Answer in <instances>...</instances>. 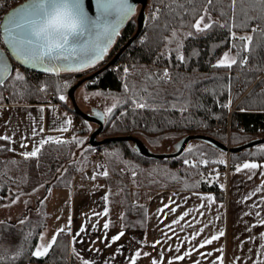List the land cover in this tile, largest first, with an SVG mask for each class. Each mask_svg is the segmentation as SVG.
<instances>
[{
	"label": "trees",
	"instance_id": "1",
	"mask_svg": "<svg viewBox=\"0 0 264 264\" xmlns=\"http://www.w3.org/2000/svg\"><path fill=\"white\" fill-rule=\"evenodd\" d=\"M10 1L12 0H0V16L2 12L6 13L10 9ZM23 1L25 0L14 6ZM206 6V0H164L163 3L161 0H148L145 24L139 36L123 51L115 64L84 82L90 90L117 93L120 96L117 107L104 116V126L99 134L101 138L133 135L141 138L148 148L149 144H156L167 136L177 137L178 141L187 134L195 133L207 134L222 142L229 138L234 142L232 145L264 136V95H261L264 93V83H261L264 81V47L260 46L264 43V5L259 0H237L233 19L231 0H216L209 12L211 21L217 23L203 33H197L189 25L199 15L204 14L203 9ZM137 10L119 30V35L109 46L104 59L87 73L107 62L134 33ZM244 22L248 25L245 28L233 26ZM225 23L228 27H223ZM252 28H257V32L253 33ZM189 31L193 35L187 36ZM233 31L237 36H253L250 51L241 52V55L248 56V62L239 64L237 56L238 64L231 68L214 67L225 52L236 56L238 49L232 45L238 42L230 39V32ZM173 32L176 33L175 37ZM178 44H182L179 53L176 51ZM0 46L4 47L2 41ZM180 54L185 56V61L177 59ZM125 68L129 69L127 73ZM24 69L13 62L11 75L5 85L0 86V103L52 101L72 117L69 136L64 140L71 141L76 136L83 139L84 143L50 142L41 148L37 157L26 159L14 151L2 150L11 148L9 141L0 140V205L9 203L18 194L28 193L44 184V193L38 199L39 204L33 207L36 211L31 214L33 208H27V212L30 209L31 212L27 213L24 224L9 219L0 220L5 221L4 228L0 230V264H68L69 238L65 232L57 237L56 244L47 256L37 258L31 252L34 251L39 234L49 217L46 195L52 187L70 186L78 173L80 162L83 161L79 160L80 152H90L93 148L87 141L91 132L90 122L87 121L88 124L85 125L86 120L72 110L66 96L67 88L61 92L56 91L57 83L63 84L67 81L71 85L83 74L61 72L56 75L37 72L32 77ZM165 69L169 73L167 80L163 78ZM17 72L24 76L23 81L15 80ZM94 79L96 83L90 84ZM126 84L127 91L124 87ZM41 88L46 90L39 91ZM61 94L66 96V101L59 100ZM140 97L150 106L137 108L135 103L140 102ZM231 98L235 106L229 112L223 105ZM74 120H79L80 125H74ZM194 141L196 144L193 145L192 153L186 151L189 141L184 151L171 158L145 156L135 149L131 141L112 140L98 148L103 150L108 167L114 175H122L121 168L124 167L126 172L123 176L132 177L139 187L157 190H203L211 192L217 202H224L225 192L217 181H209L202 178V175L213 171L211 169L215 166L224 169V164L212 161L223 158L221 153L224 154L225 151L202 140ZM261 145L228 153L229 171H234L236 165L246 161L264 160V153L257 152ZM248 153L257 154L249 156ZM201 158L208 159L210 163L200 164L195 168L183 163L184 159L199 161ZM18 159L20 167L14 163ZM7 166L12 167L14 175L25 177L17 184L16 190H12L14 178L5 172ZM173 176L178 179H173ZM139 206L126 202L121 223L123 227L144 226L146 205H142V208Z\"/></svg>",
	"mask_w": 264,
	"mask_h": 264
},
{
	"label": "crops",
	"instance_id": "2",
	"mask_svg": "<svg viewBox=\"0 0 264 264\" xmlns=\"http://www.w3.org/2000/svg\"><path fill=\"white\" fill-rule=\"evenodd\" d=\"M87 106V105H84ZM88 107V106H87ZM44 111L41 112L40 109ZM89 108V107H88ZM43 116V121L39 117ZM65 118L72 117L58 104L52 101L44 103L27 102H6L0 103V135L11 137L9 145L14 152L20 156L22 152L31 151L33 147L38 146V141L46 139L48 136L60 137L65 139L69 136L71 125L67 132H61L59 129L63 125ZM44 128V132L38 136H33L32 131L35 128L39 132V127ZM26 144L27 147H21ZM246 162H256L264 164V160H253ZM80 163H84V160ZM243 164V163H242ZM241 164V165H242ZM255 175L248 170L241 172L230 171V175L224 180H216L219 187L225 192L224 202H217L211 192L203 190L188 189H162L149 195L145 202L146 210L142 228H125L120 222L121 210L114 207L115 204L110 198V192L105 177L97 175L93 180L91 177L98 173V169L93 166L82 167L75 175L70 186H55L50 189L46 195V208L49 213L45 227L39 234L37 244L46 245L51 241L52 236L60 228L65 229L69 238L68 264H82L81 260L73 253L75 248L80 255L89 260H94L96 264H104L105 260L113 256L110 264H129L128 257L133 255L136 249L150 253L144 256L151 264L152 258L160 260V253H163V264H168L172 259V264H193L199 260L200 264H212L217 256L223 257V264H257L258 261H264V225L257 224L259 219H264V189L251 195L255 189L264 183V176L260 173L264 169H256ZM249 176L252 178L249 179ZM107 195L108 201L103 197ZM212 196V203H209L204 197ZM249 199L245 200L244 197ZM170 201H175L174 204ZM169 204V207H176L175 212L165 209L163 213H157V209ZM205 207L201 208L200 205ZM109 209L107 217L92 216L93 212H102L104 208ZM194 209L179 224H172L183 212ZM259 212V217L256 213ZM248 213V215H245ZM72 218L71 232L68 231V219ZM59 217V219H57ZM89 217L91 219L89 220ZM88 220L87 230L78 237V242L73 241V236L79 230V227ZM99 220L97 229L93 230L91 224ZM105 220L111 222L107 230V236L110 237L124 231L125 235L111 247H105L103 242L104 232L103 223ZM172 225L171 229L166 227ZM207 225L205 228L204 226ZM253 225H255L253 227ZM183 227V230L181 228ZM203 228L204 231L200 232ZM251 228V231L247 229ZM220 230L224 231V236L211 244L199 247L200 242L206 238H211ZM200 234L192 239L194 233ZM43 235V240H41ZM133 237L135 239H133ZM253 237V239H249ZM160 240L161 243L152 247L154 241ZM241 242L243 244L241 245ZM123 246L120 253L116 249ZM179 247L180 251L175 249ZM223 249V252L216 251ZM99 249V253L94 251ZM194 249V250H193ZM35 250V249H34ZM251 250V251H250ZM185 251H191L192 255L186 257L183 261L174 260L177 255H182ZM212 253L208 256L207 253ZM200 253H204L201 256ZM240 257V260H236ZM141 257L137 260L140 264ZM20 264H47V263H20ZM219 264V261H216Z\"/></svg>",
	"mask_w": 264,
	"mask_h": 264
},
{
	"label": "snow or ice",
	"instance_id": "3",
	"mask_svg": "<svg viewBox=\"0 0 264 264\" xmlns=\"http://www.w3.org/2000/svg\"><path fill=\"white\" fill-rule=\"evenodd\" d=\"M163 3L164 0H161ZM175 2V0H173ZM216 0H206V7L203 9V13L199 15V18L190 23L189 27L194 29L197 33H203L205 30L213 27L217 21H211V13L209 8L213 6ZM260 4L264 5V0H259ZM237 0H231V7L233 9V19H235V6ZM97 15L93 18L88 15L84 9V0H28L24 5H21L18 8L13 9L4 19L3 23L0 24V32H2L3 42L11 50L12 55L17 61L23 65H29L32 68H41L45 73H54L59 75L61 72H82L85 69L92 68L97 65L100 61L104 59L105 54L108 52L109 46L114 42V38L119 35V30L121 26L130 19L136 13V3L133 0H95ZM159 11V10H157ZM252 19V18H249ZM210 21V22H208ZM234 27L245 28L247 23L234 24ZM223 27H228V24L225 23ZM257 28H252L253 33L257 32ZM173 37L176 36V33H172ZM187 36L193 35V32L189 31L186 33ZM230 39L235 42L233 47L237 48L238 51L236 56H231L229 52H225L223 57L217 60L214 67H228L231 68L233 65L238 64L237 56H239V64L243 65L248 62L247 55H241V52L247 53L250 51V45L253 41L252 35L247 36H237L236 33L230 32ZM264 47V43L260 45ZM182 47V44H178L176 51L179 53V48ZM179 61H185L186 58L184 55L180 54L177 56ZM11 67L4 58L3 52H0V86L5 85V81L11 75ZM125 73L129 71L128 68L124 69ZM169 73L167 69L164 70L163 78L167 80ZM25 78L19 72L15 75L16 81H23ZM96 80H92L90 84H95ZM264 83V81H261ZM70 85L67 81L63 84L57 83L56 91L61 92L62 89L68 88ZM87 86V85H86ZM125 91L128 90V85L125 86ZM45 88L39 89V91H45ZM207 91V89H205ZM93 96H106L103 92H93ZM133 95H136L133 92ZM151 95V94H149ZM261 95H264L262 93ZM2 99V97H0ZM85 99H88V96H85ZM60 101H66V96L64 94L59 95ZM140 102L135 103L137 108H146L150 105L144 102L143 97L139 98ZM231 104V99H229L227 104H224V108H228ZM117 107L116 103H113L110 107L105 108L104 112L92 110L91 115L101 117L106 116L112 113L113 109ZM41 112L44 111L43 108L40 109ZM243 111V108L241 109ZM40 121H43V116L39 117ZM72 124L70 118H65L63 125L58 130L61 132H67L68 126ZM84 124L87 125L88 122L84 121ZM44 132L42 126L39 127V132L33 128L32 135L38 136L40 133ZM0 140L10 141L11 137L7 135H0ZM50 142L57 144L64 143H76L83 144L84 140L79 137L73 136L71 141L63 140L60 137L48 136L46 139H41L38 141V146L33 147L31 151L22 152L26 159L31 157H37L41 152V148ZM21 147H27L26 144H21ZM8 151H14V149H2ZM181 151H184L182 149ZM186 151L188 153L193 152V146L188 145ZM258 153H264V144H262L258 149ZM257 153H248L249 156H254ZM203 153H201V156ZM223 156V153H221ZM183 163L186 165H191L192 167H198L200 164L208 165L210 161L208 159L201 158L199 161H190L184 159ZM212 163L225 164L226 161L221 158L218 161H212ZM97 167H103L98 165ZM256 169H264V164H259L256 162H244L242 165H236L235 171L241 172L242 170H248L255 175ZM97 175H102L104 177L109 176L107 169H104L102 172H98L91 177L95 180ZM135 176V173L132 174ZM218 173L216 176L210 177V179L215 180L218 178ZM261 176H264V171L260 173ZM173 179H178V177L173 176ZM252 177L249 176V179ZM188 187V185H185ZM223 187V185H220ZM264 189V183L261 186L257 187L251 195H255L256 192H260ZM19 199V196L12 201L16 203ZM104 201H108V196L103 197ZM209 203H212L214 198L212 196L204 197ZM245 200L249 199L248 196L244 197ZM264 202V201H262ZM174 204L175 201H170ZM139 207H143L140 205ZM176 207H179L177 205ZM176 207H169V204H164L163 207L157 209V213H163L165 209H169L170 212H175ZM201 208L205 207L204 204L200 205ZM194 209H189L180 215L176 220L172 221V224H179L181 220H184L185 217L189 215L190 212ZM109 214V209L104 208L102 212H93L92 216L95 217H107ZM248 215V213H245ZM256 215L259 217L260 213L257 212ZM123 218V215H122ZM59 219V217L57 218ZM91 217H89V220ZM24 220H20V224H24ZM72 218L69 216L68 219V231L71 232ZM111 222L105 220L103 223L104 237L103 242H105V247H111L112 243H115L125 235L124 231H120L118 234L113 235L109 238L107 236V230L110 228ZM257 224L264 225V219H259ZM88 220L85 221L79 227V230L73 236V241L78 242V237L82 233H85L87 230ZM99 225V220L96 223L91 224L93 230L97 229ZM5 226V221H0V230ZM255 225H253L254 227ZM171 229L172 225H167ZM205 228L207 225L204 226ZM183 230V227L181 228ZM251 231V228L247 229ZM65 231L64 228H60L56 231V234L52 236L51 241L46 245L43 243L37 244L35 250L31 252V255L37 258L45 257L49 254V251L53 248V245L57 242V237ZM204 229L201 228L200 232H203ZM200 233H194L192 239H195ZM224 231L220 230L216 235H212L211 238H206L200 242L199 247L203 248L207 244H211L215 240H219L220 237L224 236ZM264 238V233L260 234ZM41 240H43V235H41ZM133 239H135L133 237ZM253 239V237H249ZM160 240L153 242L152 247L160 244ZM243 242H241V245ZM123 246L116 249V253H120ZM261 248H264V245H261ZM194 250V249H193ZM99 253V249H94ZM175 251L179 252L180 249L177 247ZM218 252H223V249H217ZM251 251V250H250ZM73 253L81 260L82 264H96L94 260H89L83 258L80 253L73 248ZM19 254V253H18ZM142 252L140 249H136L134 254L128 257L129 264H137V260L141 257ZM144 256H149L150 253L143 252ZM192 255L191 251H185L182 255H177L173 259L183 261L186 257ZM201 256H204V253H200ZM208 256H211L212 253H207ZM160 260L152 258L151 264H163V253H160ZM115 258V253L113 256L109 257L108 260L104 261V264H110V260ZM236 260H240V257H236ZM216 261H219V264H223V257L217 256L216 260L212 264H216ZM168 264H172V259L168 261ZM193 264H200L199 260L193 262ZM257 264H264V261H258Z\"/></svg>",
	"mask_w": 264,
	"mask_h": 264
},
{
	"label": "rangeland",
	"instance_id": "4",
	"mask_svg": "<svg viewBox=\"0 0 264 264\" xmlns=\"http://www.w3.org/2000/svg\"><path fill=\"white\" fill-rule=\"evenodd\" d=\"M230 55L235 56V54L233 53H230ZM89 69L90 68L85 69L80 73L83 74V76H85L88 74L87 71ZM97 91L102 92L100 90H90L86 87V85H84V83L77 88L76 99L82 109L86 111L88 110L92 111V110L98 109L103 113L105 108L110 107L113 103L118 104V102L120 101L119 100L120 96L117 93L103 92L106 94V96H100V97L91 95V93L97 92ZM85 96H88V99H85ZM84 105H87L89 108ZM234 106H235V103L232 102V98H231V104L228 107L229 112L233 111ZM89 126L92 131L96 127V124L90 122ZM98 138H101V137L99 136ZM177 139H178L177 137L167 136V137L160 139V141L156 144H149L148 148L150 151L156 152V153L172 152L175 148V143ZM226 143L229 145H232L234 142L230 141L229 138H227ZM194 144H196V141L194 140L188 143V145H192V146ZM98 150H100L104 156L103 167H97L98 165H96L94 161L91 159V153L93 152V148H92L90 152H80L79 160H84V163L79 164V170H81L83 166L88 167L90 165L98 169V172H102L104 169L108 170L109 176L105 177V182L107 183L108 188H109L110 198L111 200H113V202H115V204H112V205L114 207H118L121 210L120 222L122 223L123 221L122 215H124L127 201L131 202V204L133 205H145V202L148 199L149 195L153 194L155 191H157V189H148V188L137 186L135 183V180L132 177L127 176V175L123 176V173L126 172L124 167L121 168V171L123 172L122 175L120 176L114 175L108 167L103 150H101L100 148H98ZM223 156H224L223 159L226 161V163L224 164V169L218 168L216 166L212 167L211 170L213 171L207 174H203L202 178H207L210 181L212 180L210 179V177L216 176V174L218 173L219 174L218 178L215 180L220 181V180H224L230 175V171L228 167L229 166V154L225 152ZM14 163L16 164L17 167H20L19 159L14 160ZM79 170L77 172H79ZM5 172L14 178L12 190H16L18 188L17 184H19L21 180L25 179V177H18L16 176V174L14 175L12 173L11 166H7V168L5 169ZM43 193H44V184H41L35 187V189L29 191L28 193L18 194L17 196H19V199L16 201V203H12V201L16 199L17 196H15L9 203L1 204L0 205V220L9 219V220L16 221L17 223H20L21 219L25 221L27 217V213L31 212V209L27 212V208L28 207L33 208L34 206L37 207V205L39 204L38 199L40 196L43 195ZM35 211L36 210L33 208V211L31 212V214ZM40 218L42 219L43 217L41 216ZM3 255H5V253H3ZM140 264H149L148 260L144 258L143 255H141ZM226 264H228L227 261H226Z\"/></svg>",
	"mask_w": 264,
	"mask_h": 264
},
{
	"label": "water",
	"instance_id": "5",
	"mask_svg": "<svg viewBox=\"0 0 264 264\" xmlns=\"http://www.w3.org/2000/svg\"><path fill=\"white\" fill-rule=\"evenodd\" d=\"M28 2V0H25L18 5L10 8L2 17L1 24L3 23L5 17L15 8L20 7L21 5H24ZM134 3H136V6H138L137 14H136V29L134 33L126 40V42L113 54V56L105 62L101 67L97 68L96 70L88 73L87 75L79 78L74 83H72L66 90V96L68 100L71 103L72 110L81 118L88 122H92L96 124V127L90 132L88 136V144L92 147H98L102 144H105L112 140H123V141H131L135 147V149L140 152L141 154L152 157V158H171L178 156L182 151V149H185L187 143L191 140H202L205 142H208L212 144L213 146L217 147L218 149L225 151L227 153H236L243 149L250 148L252 146L263 144L264 143V136L252 138L249 139L243 143L237 144V145H229L226 142H222L210 135L202 134V133H195V134H187L180 138L175 143V148L172 152L167 153H156L149 150V148L146 147L144 142L141 138L133 136V135H116V136H108V137H102L98 138L99 134L102 131V128L104 126V116L103 118L97 117L94 115H91V110H84L81 108V106L78 104V101L76 99V90L77 88L82 85L85 81L91 80L92 78L96 77L99 73H101L104 69L107 67L115 64L118 59L120 58L123 51L139 36L140 32L143 29V26L145 24L146 19V5L148 0H133ZM84 9L88 13L89 16L95 17L97 15V8L95 4V0H84ZM126 23V22H125ZM125 23L121 26V28L125 25ZM120 28V29H121ZM2 35V32H1ZM3 40V38H2ZM4 43V42H3ZM0 52H3L4 58L7 59L11 70L13 69V62H16L19 66L31 69L37 72H44L41 68H32L29 65H23L19 61L15 59V57L12 55L11 50L8 48V46L4 43V47L0 46ZM12 72V71H11ZM95 111H99L98 109H95ZM102 113V112H101Z\"/></svg>",
	"mask_w": 264,
	"mask_h": 264
},
{
	"label": "built area",
	"instance_id": "6",
	"mask_svg": "<svg viewBox=\"0 0 264 264\" xmlns=\"http://www.w3.org/2000/svg\"><path fill=\"white\" fill-rule=\"evenodd\" d=\"M20 1L21 0H12V1H10L8 7L11 8L12 6H14V4H16V3L20 2ZM156 7H158V6H156ZM4 14H5L4 12L1 13L0 24H1V20H2V17H3ZM1 41L3 42L2 35H1V32H0V42ZM24 72L26 74L32 76V77H35L36 73H37V71L31 70V69H27V68L24 69ZM73 124L76 125V126H79L80 125V121L79 120H74ZM91 159L94 161V163L96 165H102V166L104 165L103 153L100 150H98L97 147H93V152L91 153Z\"/></svg>",
	"mask_w": 264,
	"mask_h": 264
},
{
	"label": "flooded vegetation",
	"instance_id": "7",
	"mask_svg": "<svg viewBox=\"0 0 264 264\" xmlns=\"http://www.w3.org/2000/svg\"><path fill=\"white\" fill-rule=\"evenodd\" d=\"M138 9V6H136V10Z\"/></svg>",
	"mask_w": 264,
	"mask_h": 264
}]
</instances>
